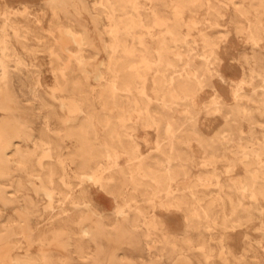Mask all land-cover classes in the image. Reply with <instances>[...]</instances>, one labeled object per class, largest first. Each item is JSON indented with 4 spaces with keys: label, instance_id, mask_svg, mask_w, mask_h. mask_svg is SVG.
Masks as SVG:
<instances>
[{
    "label": "rangeland",
    "instance_id": "rangeland-1",
    "mask_svg": "<svg viewBox=\"0 0 264 264\" xmlns=\"http://www.w3.org/2000/svg\"><path fill=\"white\" fill-rule=\"evenodd\" d=\"M108 4L0 0V264H264V0H128L178 98L114 90Z\"/></svg>",
    "mask_w": 264,
    "mask_h": 264
},
{
    "label": "bare ground",
    "instance_id": "bare-ground-1",
    "mask_svg": "<svg viewBox=\"0 0 264 264\" xmlns=\"http://www.w3.org/2000/svg\"><path fill=\"white\" fill-rule=\"evenodd\" d=\"M108 1H109L108 5L114 11L120 12V15H116L117 21L115 22V27L113 29H108L107 31V33L111 35V40H112L107 45L111 49L110 51L111 64L114 66L113 69L114 90L131 93L133 89L136 88L137 86V75H136L137 64L146 63L150 65L149 69H151L154 73L153 76L155 83V91L158 93V95L159 93H162L163 95H172L175 98H178L181 96H186L195 93V90L197 89L195 81L183 77L181 73L183 67L180 63L183 53L181 52L182 46H180L181 38L178 32L176 31V29L173 28L175 26H172L167 31V35L163 37L161 46L157 50V59L155 63L151 62V60H148L146 58L140 59L137 55L136 49L134 47L129 46L128 44L130 37L133 35L134 30L138 26V17L135 15V12L129 8L128 0H108ZM180 1L185 2L186 0H180ZM177 8L179 9V7ZM104 9L106 8L103 7V10H100L102 14L105 11ZM168 36H170V38ZM6 67L7 66L3 68L6 69ZM1 70L3 71L4 69L0 68V71ZM19 124L23 125L21 121H19ZM162 178H159V180L157 181L158 184H160L161 182L165 183L164 182L165 180ZM162 187L160 188L162 189ZM124 215L125 214L122 215L123 216L122 224L124 225V227H126L128 230L132 232L137 231L136 225H134L129 219L124 217ZM141 237H142L141 233L138 232L137 238L142 240L143 238L141 239ZM145 245L146 244L144 240H142L141 246L145 247Z\"/></svg>",
    "mask_w": 264,
    "mask_h": 264
}]
</instances>
